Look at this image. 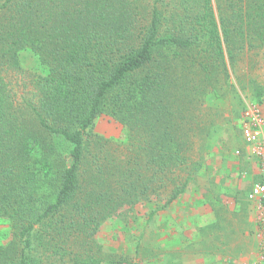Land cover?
Here are the masks:
<instances>
[{"label": "trees", "instance_id": "16d2710c", "mask_svg": "<svg viewBox=\"0 0 264 264\" xmlns=\"http://www.w3.org/2000/svg\"><path fill=\"white\" fill-rule=\"evenodd\" d=\"M191 2L190 13L168 16L163 0H0V219L12 235L0 244V264L55 257L100 263L82 239L117 208L132 209L139 186L148 190L137 184L141 176L130 160L88 161L87 143L102 114L126 130L135 167L158 166L164 174L186 163L188 141L177 142V129L151 102L165 80L166 52L172 59L191 55L192 65L210 72L211 63L197 59L211 56L225 69V58L233 63L264 44V0ZM25 50L43 72L14 83L24 74Z\"/></svg>", "mask_w": 264, "mask_h": 264}, {"label": "rangeland", "instance_id": "374dc122", "mask_svg": "<svg viewBox=\"0 0 264 264\" xmlns=\"http://www.w3.org/2000/svg\"><path fill=\"white\" fill-rule=\"evenodd\" d=\"M163 1L168 16L177 11L184 15L186 11L190 13L194 8L191 0ZM213 7L220 23L222 10L218 9L215 1ZM227 15L229 16L228 13ZM171 53L166 52L165 80L161 89L151 97V102L152 107L157 108L156 113L164 115V121L177 129L174 132L177 142L184 139L188 141L182 149L186 163L175 173L164 174L160 173L158 166H143L141 169L135 167V151L129 146L126 130L105 114L95 121L92 138L88 140V161L98 159V162L102 163L113 160L116 164L125 166L130 160V167H134L135 176H141L137 184L143 181L148 188L143 192L144 187L139 186V194L132 209L126 205L121 209L117 208L102 221L94 236L82 239L100 261L99 264H184L183 257L180 258L177 252V239L174 252L167 250V226L171 224V220L168 213H163L167 212L169 207L165 211V207L161 210L160 207L167 202L170 191L176 187L180 188L187 178V185L180 197L192 200L196 177H199V166L202 165L204 174L210 176L208 171L212 163L207 158L208 154L220 150L224 144H229V117L239 114L240 118L244 108L250 103L259 104L260 108H263L264 44L250 52L239 54L233 63L225 58V69L211 56L204 60L197 59L211 63L210 72L192 65L196 62L192 61L191 55L172 59ZM19 62L24 74L15 77L14 83L30 81L31 75L43 72L38 57L29 50L20 52ZM179 85L180 88L177 87ZM257 88L262 92L260 98H256ZM156 95L165 98V101H158ZM160 103L163 104L158 105ZM262 111L264 113L263 109ZM261 169L257 166L256 172L262 174ZM258 177L260 179L259 175ZM259 181H255V184H259ZM150 188L153 189L152 192ZM9 226L7 221L0 219L1 245L7 244L12 238ZM32 256L37 257L34 252ZM192 260L191 256L190 262ZM43 264L66 262H59L55 257Z\"/></svg>", "mask_w": 264, "mask_h": 264}, {"label": "crops", "instance_id": "0c3cea01", "mask_svg": "<svg viewBox=\"0 0 264 264\" xmlns=\"http://www.w3.org/2000/svg\"><path fill=\"white\" fill-rule=\"evenodd\" d=\"M241 118L239 114L229 117V144L208 154L211 175L199 166L192 200L179 194L163 209L169 207L163 214L171 220L167 250L174 252L177 239L184 264H253L256 260V205L247 195L255 181L264 183V166L243 141ZM257 166L262 174L256 172Z\"/></svg>", "mask_w": 264, "mask_h": 264}, {"label": "built area", "instance_id": "2783aa9c", "mask_svg": "<svg viewBox=\"0 0 264 264\" xmlns=\"http://www.w3.org/2000/svg\"><path fill=\"white\" fill-rule=\"evenodd\" d=\"M241 134L250 154L257 157L264 166V116L259 104H247L242 112ZM248 200L256 205L255 223L257 255L253 264H264V184H255Z\"/></svg>", "mask_w": 264, "mask_h": 264}]
</instances>
